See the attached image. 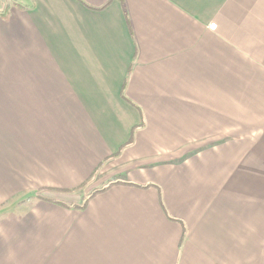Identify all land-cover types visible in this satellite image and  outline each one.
<instances>
[{
	"label": "crops",
	"instance_id": "0c3cea01",
	"mask_svg": "<svg viewBox=\"0 0 264 264\" xmlns=\"http://www.w3.org/2000/svg\"><path fill=\"white\" fill-rule=\"evenodd\" d=\"M5 1L0 264H264V0Z\"/></svg>",
	"mask_w": 264,
	"mask_h": 264
},
{
	"label": "rangeland",
	"instance_id": "374dc122",
	"mask_svg": "<svg viewBox=\"0 0 264 264\" xmlns=\"http://www.w3.org/2000/svg\"><path fill=\"white\" fill-rule=\"evenodd\" d=\"M2 1L1 3H3ZM5 2H9V0H6ZM12 2V1H11ZM23 198L17 197L13 199L11 202L7 203L5 206L1 208V210H11V209H18L19 204L21 203Z\"/></svg>",
	"mask_w": 264,
	"mask_h": 264
},
{
	"label": "trees",
	"instance_id": "16d2710c",
	"mask_svg": "<svg viewBox=\"0 0 264 264\" xmlns=\"http://www.w3.org/2000/svg\"><path fill=\"white\" fill-rule=\"evenodd\" d=\"M43 198H45V197H43ZM45 199L51 200L50 198H45ZM81 207H84V205H82Z\"/></svg>",
	"mask_w": 264,
	"mask_h": 264
}]
</instances>
